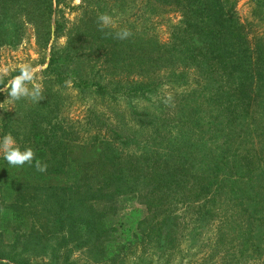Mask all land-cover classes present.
Returning a JSON list of instances; mask_svg holds the SVG:
<instances>
[{"label": "trees", "instance_id": "trees-1", "mask_svg": "<svg viewBox=\"0 0 264 264\" xmlns=\"http://www.w3.org/2000/svg\"><path fill=\"white\" fill-rule=\"evenodd\" d=\"M41 1L42 17L48 21L52 12H59L58 0L53 6L51 0ZM227 1L133 0L131 25L117 21L101 31L99 4L119 0H80L81 27L71 43L83 45L74 50L66 43L60 52L51 45L38 80L44 99L38 103L21 99L22 110L14 105L12 112L1 111L0 139L10 132L21 150L33 148L48 168L40 173L33 161V166L25 164L10 178L2 177L0 169V221L9 223L4 208L7 218L29 220L33 234L22 240L14 231L8 253L0 243V261L30 264L20 256L37 252L45 230L39 220L46 215L57 223L63 246L84 236V247L103 253L98 241L109 231L106 219L115 212V198L136 191H142L146 200L145 221L155 215L153 202L174 190L184 198L191 196L187 204H213L221 196L219 204L237 206L247 225L264 227V213H259L264 211V81L258 78L264 43L247 39L230 11L233 6L225 7ZM168 11L179 19L160 40L155 30ZM122 28L129 29L131 37L114 38ZM50 86L123 103L121 113L131 126L145 131L141 141H136L137 131H124L116 123L117 115L92 111L80 119L54 115L59 102L45 94ZM162 89L153 102L134 107ZM168 93L173 99L166 106L163 99ZM3 95L8 94L0 92V98ZM134 97L140 100L130 104ZM130 144L136 149L126 150ZM84 150H92L94 156L80 160L77 154ZM0 160L9 166L2 152ZM38 191H45L40 197L53 209L36 207L41 202ZM172 223L169 217L156 220L152 231L147 225L146 236L154 232L163 244ZM256 225L247 230L249 240ZM36 254L30 256L37 258ZM66 260L57 263L52 255L43 264H67Z\"/></svg>", "mask_w": 264, "mask_h": 264}, {"label": "rangeland", "instance_id": "rangeland-1", "mask_svg": "<svg viewBox=\"0 0 264 264\" xmlns=\"http://www.w3.org/2000/svg\"><path fill=\"white\" fill-rule=\"evenodd\" d=\"M51 1L52 6L57 4L55 0ZM79 4L80 0H58L56 9L59 12H52L50 19L46 21L42 17L41 0H0V67L9 69L8 75L4 77L5 82L18 75L19 66L25 63L38 67L37 79L40 80V72L47 65L51 45L56 48L54 50L56 52H60L66 43H69L74 50L79 44L83 45V43H71L76 40V30L81 27L80 10L77 9ZM230 4L231 7L233 6L230 11L238 24L245 29L247 39L256 41L255 39L260 38V42L264 43V3L260 5L251 0H228L225 7ZM99 6L100 14L107 13L116 22L124 21L127 25H131L134 21L136 4L133 0H119V3L114 4L100 3ZM162 18L165 22L163 23L161 19L162 25L157 26L155 30L160 40L166 39L171 29H168V26L179 19L172 11L163 14ZM48 25L50 29H46ZM262 53L264 55V51ZM260 70L263 75L261 73L258 78L264 81V66H261ZM162 92L163 89L147 96L146 101H137L134 107L140 109L142 103L153 102L162 95ZM45 94L59 102V111L54 115L62 114L68 119H80L89 111L97 115H101L99 113L117 115L114 120L124 131L131 133L137 131L134 135L136 141H141L143 137L145 131L132 127V122L126 114L121 113L124 109L121 102L109 103L99 97L94 98L88 93H78L61 86H50ZM136 100H140L139 97L129 100L130 104ZM22 104L21 100L13 101L8 95H3L0 98V115L3 109L12 112L14 105L20 106L19 110H22ZM133 145H128L126 150L132 151ZM77 155L80 160H88L94 156V152L84 150L79 151ZM1 163L2 177L10 178L14 175L13 172L18 173L22 170V167L2 166ZM30 182L35 181L30 180ZM4 192L10 193V191ZM42 192L45 191H38L41 202H38L36 207L53 209L51 202H44L40 197ZM188 198L191 199V196L184 198L179 191H165L163 199L153 202L151 209H155V215L145 221L144 217L149 214L145 211L146 200L142 191L117 196L114 202L115 212L106 219L109 231L98 241L103 253L98 254L84 247V236L68 243L65 245L68 247L63 250L65 246L59 238L57 223L54 225L53 218L46 215L43 219L46 223L39 220V223L44 224L45 229L42 242L37 252L32 253L33 255L37 253V258L31 257L32 254L21 255L20 258L28 259L30 264H43L52 255L57 263H62L66 257L67 264H264L263 226H257L255 222L247 225L242 220L237 206L224 202L219 204L221 196H218L213 204H202V202L187 204ZM1 210L9 223L0 221V243L3 253H8L15 235L14 231L18 232L17 237L22 240L28 238L30 240L33 234L29 220L7 218L6 210L4 208ZM164 217H169L173 223L168 238L166 237V240L162 241L163 244L161 242L160 244L154 238V232L146 236L147 225L151 226L152 231L155 221ZM142 220L143 223L138 224ZM252 225L258 228L253 230V239L249 240L251 233L247 230L253 228ZM143 232V237H140ZM123 233H128V238L123 236ZM77 243L79 244L75 245ZM10 264L14 263L10 262Z\"/></svg>", "mask_w": 264, "mask_h": 264}, {"label": "clouds", "instance_id": "clouds-1", "mask_svg": "<svg viewBox=\"0 0 264 264\" xmlns=\"http://www.w3.org/2000/svg\"><path fill=\"white\" fill-rule=\"evenodd\" d=\"M98 24L100 30L103 31L105 28L115 26L116 21L112 16L107 13H102L98 16ZM111 33H105V35H110ZM132 32L127 28H122L115 33L114 38L119 40H125L131 37ZM38 67L31 64L25 63L19 66L18 75H15L6 82L4 77L8 75L9 69L7 67H0V85L3 86L2 91H6L10 100H21L29 99L33 102L38 103L44 99L43 95V84L37 79ZM172 95L168 93L164 99L163 103L166 106L171 105ZM0 152L3 153L4 159L10 166L22 167L25 164L33 166V161H35L34 167L36 171L44 173L47 171L48 165L36 158V153L31 147H26L21 150L20 146L17 144L16 139L9 132L5 134L2 139H0ZM0 264H10V261L3 260Z\"/></svg>", "mask_w": 264, "mask_h": 264}]
</instances>
